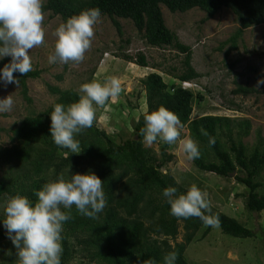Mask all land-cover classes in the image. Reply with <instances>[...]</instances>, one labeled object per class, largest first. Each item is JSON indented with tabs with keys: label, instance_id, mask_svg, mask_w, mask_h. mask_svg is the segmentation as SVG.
I'll return each instance as SVG.
<instances>
[{
	"label": "trees",
	"instance_id": "trees-1",
	"mask_svg": "<svg viewBox=\"0 0 264 264\" xmlns=\"http://www.w3.org/2000/svg\"><path fill=\"white\" fill-rule=\"evenodd\" d=\"M160 5L171 13H185L197 8L205 13L203 22L223 8L230 10L238 27L227 40L231 43L226 53L236 49V41L246 29L264 25V0H44L43 11L66 22L83 10L99 8L101 16L110 19L119 37L123 36V29L118 18L130 20L149 46L170 47L184 54L185 70L173 78L182 82L199 78L201 75L190 64L191 48L182 44L166 26ZM117 56L139 67L148 66L142 53L133 57L121 52ZM10 62V56L0 59V69ZM39 74L38 70L25 76L14 72L20 80L23 98L28 103L31 99L27 96L26 80ZM141 83L146 112L160 106L172 110L186 127L188 137L198 143L201 156L192 160L194 166L220 177L233 178L247 189L243 201L245 210L250 213L264 211V183L260 180L264 172V138L260 131H257L256 142L249 149L241 141L251 127L247 119L237 121L213 115L191 118L195 98L192 90L182 88L180 84H167L156 72L149 73ZM51 92L56 97L50 106L21 120L11 129L10 140L16 143L0 149V167L8 166L0 177V202L19 194L35 203L38 199L36 192L60 175L68 179L75 173H95L104 181L107 206L96 219L79 215L73 206L72 219L65 223L62 233L61 264H69L77 256L95 264H142L143 261L163 264V257L171 251L178 253L176 264H188L185 250L203 223L196 217L177 219L170 214V205L163 196V190L175 187L179 195L185 194L188 189L165 170L167 163L173 159L172 154L167 152L168 144L163 143L158 154L144 145L143 137L139 135L140 129L145 126L142 114L132 137L116 142L112 136L92 126L76 136L81 153H71L54 143L50 116L56 103L70 105L77 102L81 94L73 89L58 87H51ZM258 92L244 85H238L233 91L243 96ZM197 96L201 98L199 94ZM201 128L207 131L208 136L201 134ZM209 137L215 138L212 146L209 145ZM212 214L219 216V228L223 234L237 238H250L255 234L253 229L214 207ZM1 220L4 221L2 215L0 240L4 239ZM180 224L184 231L183 241L177 242L175 239ZM209 229L206 228V233ZM1 246L7 250L9 243L3 242ZM4 253L1 254L0 264L14 263V255L9 251Z\"/></svg>",
	"mask_w": 264,
	"mask_h": 264
},
{
	"label": "rangeland",
	"instance_id": "rangeland-1",
	"mask_svg": "<svg viewBox=\"0 0 264 264\" xmlns=\"http://www.w3.org/2000/svg\"><path fill=\"white\" fill-rule=\"evenodd\" d=\"M166 26L177 35L178 40L191 48V66L201 76L186 82L195 98L192 104L191 118L201 115L225 116L232 120L247 119L250 122L249 134L241 141L250 149L256 142V133L264 138V84L256 87L257 81L264 78V25L246 29L236 41V49L227 41L237 29L235 16L228 9H221L211 19L203 22L205 13L197 8L185 13H171L160 5ZM123 36L119 37L110 19L101 16L95 26V36L90 50L80 64H59L48 62L54 53L56 29L65 23L59 16L51 17L45 13V44L33 48L29 55L33 70L40 72L36 78L26 80L28 103L23 98L20 86L4 85L0 81V99L11 95L15 105L10 112H0V149L16 142L10 140L11 129L16 127L26 116L44 111L55 99L51 87L62 90L78 91L83 83L97 80L104 82L109 77H118L123 83L124 91L112 98L103 107H97L93 126L112 136L116 142L128 139L134 134V127L140 115L147 110L145 92L141 83L149 73L160 74L167 84L181 85L173 76L185 70L184 54L174 48H157L146 44L130 20L118 18ZM128 40V44L126 43ZM227 41V42H226ZM226 42V43H224ZM125 52L135 57L142 53L147 67H139L134 62L126 61L117 54ZM32 70V71H33ZM173 74V75H172ZM61 79H57V76ZM238 85L254 88L257 93L247 96L234 94ZM79 92V91H78ZM81 94V93H80ZM200 95L199 98L197 95ZM235 138L236 135H234ZM188 137L186 127L181 139ZM226 141V139H223ZM164 142L158 141L147 146L157 154ZM145 145V144H144ZM146 146V145H145ZM167 152L173 159L165 168L185 188L196 185L209 194L212 207L235 218L241 224L253 229L254 236L237 238L223 234L220 228L210 227L206 233L204 225L197 231L193 241L187 246L184 257L188 264H264V211L250 213L243 206L247 189L233 178L220 177L214 173L196 168L187 158L179 145H167ZM8 166L0 167V177ZM6 168V169H5ZM264 183V172L260 177ZM7 200L0 202V215L5 218ZM1 230L4 239L0 240L1 254L9 251L17 264L16 249L8 237L3 220ZM175 241H183L182 224L179 225ZM204 232L206 234H204ZM204 234V235H203ZM3 242L9 243L8 249L2 248ZM174 243V242H172ZM69 264H95L79 256L71 259Z\"/></svg>",
	"mask_w": 264,
	"mask_h": 264
},
{
	"label": "clouds",
	"instance_id": "clouds-1",
	"mask_svg": "<svg viewBox=\"0 0 264 264\" xmlns=\"http://www.w3.org/2000/svg\"><path fill=\"white\" fill-rule=\"evenodd\" d=\"M44 0H0V59L10 56L11 62L0 69V81L5 86L20 80L14 72L27 75L33 70L29 55L33 48L45 44L43 11ZM101 21L99 8L81 11L69 17L56 29L54 53L49 55L50 64H80L85 53L90 50L95 36V26ZM264 84V78L256 87ZM79 100L65 106L56 103L51 112L50 132L54 143L81 153L76 136L91 128L96 120L97 107H103L123 91V83L118 77H109L104 82L93 80L79 88ZM15 105L11 95L0 99V112H10ZM145 126L140 129L146 146L161 141L168 145L179 142L189 160L200 158L198 143L191 137L181 139L184 125L179 116L165 106L144 113ZM201 134L208 136L201 128ZM215 138L209 137V145ZM70 173V168L68 169ZM104 181L95 173L71 174L66 179L62 174L56 180L45 183L36 192L33 203L27 196L14 195L5 205L4 227L11 239L17 256V264H61L63 253L62 233L64 225L72 219V208L77 213L91 219L98 218L107 206ZM163 196L170 205V214L177 219L199 218L205 227L218 228L219 216L212 214L209 194L192 185L185 194L177 195V188L167 187ZM63 209V210H62ZM178 253L171 251L163 257V264H176ZM142 264H156L143 261Z\"/></svg>",
	"mask_w": 264,
	"mask_h": 264
},
{
	"label": "built area",
	"instance_id": "built-area-1",
	"mask_svg": "<svg viewBox=\"0 0 264 264\" xmlns=\"http://www.w3.org/2000/svg\"><path fill=\"white\" fill-rule=\"evenodd\" d=\"M185 85H186V82H181V85H180V86H181L182 88H187Z\"/></svg>",
	"mask_w": 264,
	"mask_h": 264
}]
</instances>
